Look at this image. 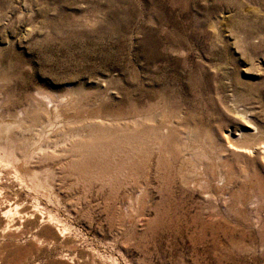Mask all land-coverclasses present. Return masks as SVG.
<instances>
[{
	"label": "rangeland",
	"instance_id": "obj_1",
	"mask_svg": "<svg viewBox=\"0 0 264 264\" xmlns=\"http://www.w3.org/2000/svg\"><path fill=\"white\" fill-rule=\"evenodd\" d=\"M0 264H264V0H0Z\"/></svg>",
	"mask_w": 264,
	"mask_h": 264
},
{
	"label": "bare ground",
	"instance_id": "obj_2",
	"mask_svg": "<svg viewBox=\"0 0 264 264\" xmlns=\"http://www.w3.org/2000/svg\"><path fill=\"white\" fill-rule=\"evenodd\" d=\"M43 99L46 101V100H48V97H44ZM46 102L48 103L49 101H46ZM148 120H149V118L146 117L143 120L136 121L135 124H134V127H132L131 130H126L125 133H122L120 135L117 134V136L113 138L112 144H113L114 141H116V142L119 141L118 144H125L127 146H131V149H134L135 148L134 146H136V148H137L138 145L140 146V144H142L141 143L142 141H144L145 139H147V137L149 138V136H148L149 131L152 132V129H150V127H149ZM88 145L89 146H86L87 148L85 150L82 149L83 152L81 154H82L83 157L84 156H87V155H92V154H94V155H100V154H102V156H103V154H105L106 152L108 154V152H109V151H106L107 150V148L105 147L106 145H104V144L103 145H100V144H98V142H96V140H93V141L91 140ZM122 146H124V145H122ZM104 151H106V152H104ZM101 157H99V158L101 159Z\"/></svg>",
	"mask_w": 264,
	"mask_h": 264
}]
</instances>
